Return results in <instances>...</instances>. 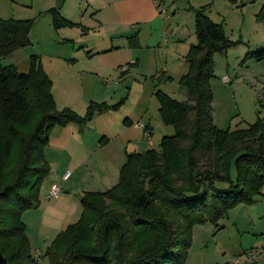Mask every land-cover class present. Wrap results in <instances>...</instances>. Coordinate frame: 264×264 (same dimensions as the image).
<instances>
[{
    "label": "trees",
    "instance_id": "obj_1",
    "mask_svg": "<svg viewBox=\"0 0 264 264\" xmlns=\"http://www.w3.org/2000/svg\"><path fill=\"white\" fill-rule=\"evenodd\" d=\"M209 10L195 9L198 42L185 56L188 71L180 78L187 99L156 89L161 117L175 133L163 136L160 151L128 153L113 188L84 193L80 219L47 249L51 264H185L195 223L217 222L262 193L264 119L234 130L214 121V55L236 42ZM31 28L29 19L0 16V251L9 264H40L22 216L40 203L52 129L75 122L83 130L89 122L70 108L56 109L52 79L37 55L28 71L2 63L31 43ZM247 56L264 59V47Z\"/></svg>",
    "mask_w": 264,
    "mask_h": 264
},
{
    "label": "rangeland",
    "instance_id": "obj_2",
    "mask_svg": "<svg viewBox=\"0 0 264 264\" xmlns=\"http://www.w3.org/2000/svg\"><path fill=\"white\" fill-rule=\"evenodd\" d=\"M91 1L65 0L58 8L57 0H0L2 18L32 21L31 43L2 58V63L28 71L31 57L37 55L40 65L52 79L56 109L70 108L89 120L83 130L75 122L52 129L44 150L50 172L42 181L40 200L47 196L46 191L56 176L62 175L64 164L71 159L80 166L74 175L77 180L75 191L80 192L84 187L87 191L113 188L120 180V168L128 153L149 149L160 151L163 136L175 133L174 125L161 117L156 89L160 88L178 100L187 99L180 78L185 73L181 72L185 69L183 58L185 60L191 46L198 42L193 13H188L185 8L176 11L174 20L181 23L180 32L184 31L188 38L187 50H184V41L176 48L180 58L168 57L166 43L156 42L154 46H143L142 66L137 69L126 62L128 49L104 51L111 45L109 39L100 36L105 30L82 21L90 14ZM180 2L185 3L184 0ZM53 8H57V12ZM168 10L164 17L172 31L174 10ZM259 10L256 14L246 9L244 15L231 13L224 27L236 44L226 52L214 55L212 105L215 124L222 129L245 128L258 117L264 119V101L260 95V92L264 93V59L247 56L248 52L264 47V17L262 14L257 16ZM55 14L60 16L57 20ZM61 16L73 24H64ZM257 17L261 21H257ZM112 43L117 45L118 42ZM164 72L170 74L169 80L155 78L157 73ZM227 76L230 81L225 80ZM138 122L152 127L150 136L146 131L144 133L145 129L135 126ZM71 130L83 135L68 137ZM78 142H82L80 151ZM81 195V192L74 194V198L79 197L80 214L83 209ZM47 200L56 201L54 198ZM105 200L110 202L108 198ZM35 212L36 209H28L22 216L27 225L31 252L40 264H51L47 255L50 233L45 227L41 230ZM78 215L68 216L66 227L77 222ZM191 235L192 245L185 264L238 261L264 264V258L253 260L248 254L254 251L264 257V188L253 203H238L217 222L208 218L204 223H195Z\"/></svg>",
    "mask_w": 264,
    "mask_h": 264
},
{
    "label": "crops",
    "instance_id": "obj_3",
    "mask_svg": "<svg viewBox=\"0 0 264 264\" xmlns=\"http://www.w3.org/2000/svg\"><path fill=\"white\" fill-rule=\"evenodd\" d=\"M180 1L182 0H92L88 8L90 14L86 20L82 21H88L95 28L105 30L100 36L104 40L109 39L111 45H108L110 48L104 51L128 49L126 62L140 69L142 66L143 46L145 45L154 46L156 42L162 41V43H166L169 50L168 57L171 56V58H180L176 48L182 41L186 42V49L184 50H187L188 42L186 40L188 38L186 33L184 31L180 32L182 29L181 23L174 20L177 17L176 11L180 8H185L188 13H193V21L195 23V9L210 7L211 12L209 15L211 18L216 22H223L225 25L231 13L244 15V10L246 9L249 13L253 12L256 14L258 9H260L257 14L260 17L264 7V0H184V4H180ZM169 8L174 10L172 17L175 24L172 27V31H170V27L166 24L164 17V13H169ZM189 15V18L192 19L191 14ZM253 16L255 17L256 15ZM258 17L257 21H261ZM112 42L118 43L113 45L115 43ZM183 61L185 69L182 68L181 72L187 73L188 64L186 59L184 60L183 58ZM185 73L182 74L184 75ZM169 76L170 74L164 72L163 74L157 73L155 78L169 80ZM146 126L152 133V127L148 124ZM75 135L81 134L71 130L68 137ZM78 144L80 151L82 142H78ZM63 168L65 170L62 175L60 177L56 176L48 191H46L47 196L40 200L38 206L31 208L36 209L35 215L41 223V230L45 227L46 231L50 233L51 241H49L50 243L48 242V246H50L58 232L60 233L66 228V218L68 216L79 214L78 216L81 217V214L78 213L80 206L79 197L76 196L77 199L74 198V194L76 192L80 194L81 192L80 198L82 199L84 193L87 192L86 187L81 188L80 192L75 191L77 180L74 175L77 174L80 168L79 163L71 159V161L64 164ZM58 181H61V184ZM53 184H60L59 186L62 188L60 196L54 198L56 199L54 202L47 200L48 198L52 199L49 197V190ZM80 217L78 218L80 219Z\"/></svg>",
    "mask_w": 264,
    "mask_h": 264
},
{
    "label": "built area",
    "instance_id": "obj_4",
    "mask_svg": "<svg viewBox=\"0 0 264 264\" xmlns=\"http://www.w3.org/2000/svg\"><path fill=\"white\" fill-rule=\"evenodd\" d=\"M225 80L226 81H230L231 78L229 76H227V77H225ZM260 95H261V97H262V99L264 101V93L260 92ZM135 125L137 127L144 128L145 131H146L147 136L151 135V130L145 124H143L141 122H138ZM66 176H67V174H66ZM61 191H62V188L58 184H53L51 186L50 190H49V197L50 198H58L60 196V194H61ZM248 254L252 257L253 260H260V259L264 258L263 254H257L254 251H250ZM231 264H241V261L233 262Z\"/></svg>",
    "mask_w": 264,
    "mask_h": 264
},
{
    "label": "water",
    "instance_id": "obj_5",
    "mask_svg": "<svg viewBox=\"0 0 264 264\" xmlns=\"http://www.w3.org/2000/svg\"><path fill=\"white\" fill-rule=\"evenodd\" d=\"M65 0H57V7L60 8L63 6ZM211 12V11H209ZM0 264H9L7 258L0 251Z\"/></svg>",
    "mask_w": 264,
    "mask_h": 264
}]
</instances>
